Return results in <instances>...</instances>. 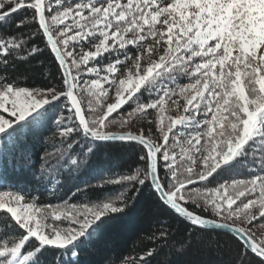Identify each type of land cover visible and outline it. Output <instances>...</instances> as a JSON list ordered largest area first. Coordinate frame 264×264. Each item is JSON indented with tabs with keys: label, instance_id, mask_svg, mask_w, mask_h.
<instances>
[{
	"label": "snow or ice",
	"instance_id": "snow-or-ice-1",
	"mask_svg": "<svg viewBox=\"0 0 264 264\" xmlns=\"http://www.w3.org/2000/svg\"><path fill=\"white\" fill-rule=\"evenodd\" d=\"M9 25L15 33H0V156L57 137L45 190L66 191L40 203L0 175V264H88L81 254L101 226L145 187L191 229L180 251L226 230L236 264H264V0H0V26ZM45 50L55 82L28 86L9 74ZM112 142L138 149L126 172L110 161L94 169L96 187H119L95 196L68 188ZM155 251L121 264H148Z\"/></svg>",
	"mask_w": 264,
	"mask_h": 264
},
{
	"label": "trees",
	"instance_id": "trees-1",
	"mask_svg": "<svg viewBox=\"0 0 264 264\" xmlns=\"http://www.w3.org/2000/svg\"><path fill=\"white\" fill-rule=\"evenodd\" d=\"M20 15L24 13L21 12ZM35 27L33 25L29 31H33ZM15 32L14 26H0V33L11 35ZM36 43L44 47L42 37L37 36ZM15 63L16 70L10 71L9 74L21 75L28 86H42L55 82L48 79L50 73L55 76L56 65L47 50L29 62L22 63L17 60ZM55 79H58V76H55ZM111 130L119 129L113 126ZM58 142V138L51 134L46 139L37 136L26 142L22 141L7 155L0 156V175L7 183L23 187L32 196L39 197L40 203L57 202V198L64 196L66 189H61L54 197L51 187L49 186L46 191L45 185L50 176L56 175L54 165L55 157L59 155L56 148ZM137 150L121 147L119 144H110L97 150L91 162L82 165L80 171L74 174L78 179H73L67 187L71 188L73 184H79L82 191L94 196L101 192L114 191L119 186L96 187L99 181L93 180L94 169L98 163L110 161L111 167L117 172H126L137 162L135 155ZM42 158L48 163L44 165L46 170L41 178ZM32 165L35 167L33 168ZM85 181H91L93 187H88ZM128 195L132 197L129 206L124 212L115 214L114 218L103 224L90 243V253L81 254V258L87 260L88 264H121L124 258L129 256L138 258L153 248L156 251L151 257L146 258L148 264H236L239 258V246L230 234L209 231L199 243L194 241L187 250L180 251V243L191 231L189 226L177 221L147 187L139 193L129 191ZM164 231L168 233V237L161 239L159 234ZM153 235L156 239L150 240L149 237ZM217 243L220 244L219 251L216 248ZM252 259L256 258L252 257Z\"/></svg>",
	"mask_w": 264,
	"mask_h": 264
},
{
	"label": "water",
	"instance_id": "water-1",
	"mask_svg": "<svg viewBox=\"0 0 264 264\" xmlns=\"http://www.w3.org/2000/svg\"><path fill=\"white\" fill-rule=\"evenodd\" d=\"M111 144H119V143H117V142H112ZM216 232L227 233L226 230H217ZM227 234H229V233H227ZM230 235H231V234H230ZM241 243H242V242H241Z\"/></svg>",
	"mask_w": 264,
	"mask_h": 264
}]
</instances>
